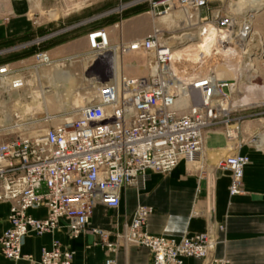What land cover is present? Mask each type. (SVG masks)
<instances>
[{
	"label": "built area",
	"instance_id": "1",
	"mask_svg": "<svg viewBox=\"0 0 264 264\" xmlns=\"http://www.w3.org/2000/svg\"><path fill=\"white\" fill-rule=\"evenodd\" d=\"M212 1L225 4L227 0ZM150 2L155 14L162 6L159 15L173 10L186 12L190 31L173 39L155 29L147 38H121L117 44H112L106 29L90 32L89 53L99 68L96 97L78 110L75 120H65L35 136L26 134L35 121L15 124L12 127L23 128L22 133L0 140V204H9V228L0 236V254L9 261H35L32 255L23 253L24 240L30 234H50L64 224L71 238H79L87 231L97 205L116 210L121 205L122 193L129 188L145 189L151 173L169 174L182 160L196 161L204 145L205 131L224 117L231 129L229 113L245 108L233 106L235 97L242 94L241 81L220 79L213 70L209 75L183 78L173 68L172 57L176 48L191 42L188 37L207 34L206 29L212 27L218 33L219 47L235 58L243 56L242 66L248 65L252 57L263 55L254 30L259 9L247 6L236 12L230 4L227 9L220 7L207 16L202 13L209 0ZM190 11L202 15L198 14L193 22ZM108 53L111 56L105 58ZM116 54L122 59L144 56L147 74L116 76L112 67ZM38 57L42 62H50L45 54ZM101 57L104 59L99 61ZM11 73L6 66H0V77ZM252 75L253 70H249L241 80L248 83ZM13 83L22 81L16 79ZM193 94L203 101L192 102L184 109L178 106L181 97ZM263 133L255 136L262 143ZM249 162L247 156L237 153L218 161L217 168L231 175V196L244 192L243 178ZM39 209H45L46 214L36 218L31 211ZM152 213L153 208L139 206L118 239L149 249L153 264H184L187 258L203 264H230L213 254L216 241L209 232L181 239L150 234L147 221ZM92 231L110 252L116 250L118 244L108 241L106 231ZM74 258V251L54 241L42 250L36 263L73 264ZM105 264H114V259L108 257Z\"/></svg>",
	"mask_w": 264,
	"mask_h": 264
},
{
	"label": "crops",
	"instance_id": "2",
	"mask_svg": "<svg viewBox=\"0 0 264 264\" xmlns=\"http://www.w3.org/2000/svg\"><path fill=\"white\" fill-rule=\"evenodd\" d=\"M31 13L26 0H0V57L4 56L0 64L15 69L30 56L13 53L17 45L43 30L33 21ZM109 26L106 23L83 29L73 37L57 41L48 53L54 57H83L90 50L88 33L102 28L109 30ZM255 29L264 39V12L256 17ZM110 34L113 39L114 33L110 31ZM259 43L264 47V40ZM260 63L264 80V55ZM146 74L147 71L135 72L136 76ZM263 126L258 120L242 126L240 137L248 142L240 150L226 134H210L198 155V165H189L190 161L182 160L169 174L151 173L145 189L129 188L122 193L118 209L97 205L87 231L79 238H71L64 224L50 234H30L24 240L23 253L32 255L35 261L13 262L0 254V264H37L42 250L54 241H60L65 248L75 252L73 264H105L108 257L114 259V264H153L149 249L118 239L139 206L153 208L147 221V231L152 235L181 239L186 235L209 232L216 241L213 252L216 257L227 258L231 264H264V143L258 144L257 139L252 141ZM235 153L246 155L250 162L244 172V193L232 197L229 194L231 175L219 170L217 163ZM8 214L9 204L1 203L0 236L9 228ZM31 214L36 218L43 217L46 210H33ZM95 228L109 234L108 241L118 244L116 250H108L101 237L93 233ZM184 264L203 262L187 258Z\"/></svg>",
	"mask_w": 264,
	"mask_h": 264
},
{
	"label": "rangeland",
	"instance_id": "3",
	"mask_svg": "<svg viewBox=\"0 0 264 264\" xmlns=\"http://www.w3.org/2000/svg\"><path fill=\"white\" fill-rule=\"evenodd\" d=\"M26 1H28L32 11L31 18L35 23L41 25L43 30L38 31L32 38L15 47L16 49H14L13 54H30L25 61L15 66V69L7 64H0V66H6L8 70L13 72L7 76L0 77V133L2 135L0 136V140L3 139L2 137L16 136L22 133L23 128L12 127L15 124L35 121V123L29 125L30 127L27 128L28 131L26 132L28 136H35L57 126L67 119L75 120L78 118V109L96 96L98 85L91 86L89 83V80L96 78L99 70L98 66L96 67V64L93 63L94 57L90 53L83 57L76 55L70 57H54L51 53H48V50L57 41L73 37L83 29L100 27L106 23L110 24L109 30H107L108 33L110 34V31H112L115 35L113 39L110 36L112 44H117L121 38L125 41L147 38L155 29L163 31L165 37L173 36L174 38H179L183 33L190 31L191 28L186 22V12L183 13V11L173 10L169 14L159 15L157 13L163 10L164 7L162 6L156 9L155 14V9L150 4V0ZM209 1L208 8L203 13L189 12V15L193 17V22L197 21L198 14L199 16L202 14L208 16L211 15V11L220 7L223 9L226 7L227 9L230 4L233 5L231 9H236V12L241 11L236 8V3L239 0H227L225 4H220L212 0ZM237 5L239 4L237 3ZM241 6L245 8V6H248V3H243L242 1ZM135 9L142 10L134 14L132 11ZM35 12L38 14L35 15ZM263 12L264 7L258 10L256 17ZM127 13L129 15L126 17L125 15ZM168 16L170 18H165ZM254 30L258 46H260L261 44L259 42L262 43L264 39L261 33H258L255 29V22ZM193 32L195 30H192ZM200 35H193L188 37V39L191 43H194L192 41L200 37ZM191 47L193 46H188V48L184 47L186 49L182 51L192 49ZM262 51L264 55V47H262ZM40 54H45L50 59V62H42L41 58L38 57ZM6 55H9V52ZM263 55H260V57H252L248 65H241V70H236L243 76L246 75L247 71L253 70V75L248 83L242 81L240 76L236 78L239 82L241 81L239 90L242 94L235 97L233 106H241L240 102L249 95L247 92L248 89H246L247 87L253 86L258 81H261L264 85L261 74L262 65L260 63ZM3 57L1 56L0 60ZM116 58L114 59V66H112L113 69L116 68V60L121 61L122 69L118 64V71L121 70L127 76L133 77L136 76L135 72L142 73L147 71L144 56H128L122 59L116 54ZM65 75L67 76L66 78ZM16 79H21L22 83L14 84L13 82ZM43 91L45 93L44 96ZM50 97L56 98L57 103L55 105L59 109L54 106V103L50 102L48 105L45 102ZM15 115H18L20 119L18 120ZM229 115L231 129H228L225 123L228 118H222L218 125L208 128L205 131L203 147L210 134L219 132L228 136V131L230 130L231 132L235 131L233 135L236 138L232 139L234 140L232 142L233 146L237 150H240L248 142V139L243 140L240 137L242 126L251 120H258L264 125V101L261 100L260 104L256 106H245V108L234 109ZM262 131H264V126L259 132ZM255 140L254 138L252 139V141ZM257 142L261 144L262 141L257 139ZM197 160L190 163L188 161V163L189 165H198ZM229 262L231 264L230 260Z\"/></svg>",
	"mask_w": 264,
	"mask_h": 264
},
{
	"label": "bare ground",
	"instance_id": "4",
	"mask_svg": "<svg viewBox=\"0 0 264 264\" xmlns=\"http://www.w3.org/2000/svg\"><path fill=\"white\" fill-rule=\"evenodd\" d=\"M242 1H243V3L244 2L248 3V7H252V9L261 10L264 7L263 0H239V1H237V3L239 5H237V3H236V8L238 10L243 9V7L241 6ZM245 7H247V6H245ZM165 18H170V16L165 17ZM171 19H173V18H171ZM206 31L208 33L207 34L205 33L203 35H200V37H197L194 41H192L194 43L190 42L185 46H182V47L175 49V52L173 53V57H172L173 68L176 71H178L181 74V76H183V78L187 77L188 75H192V76L209 75L210 72L213 70L214 72H216V76L220 79L237 78L239 76H240V79H242L243 75L239 74L237 71L241 70V65L243 62V56L238 55L239 53H237L238 57H236L237 58L236 59L233 53L231 54L230 51L228 52L226 49L224 50V49L220 48L219 47L220 39L218 38V33L215 31L214 28L210 27V28L206 29ZM173 39H176V38L173 37ZM188 46H193V47H191L192 49L182 51V50L186 49L184 47L188 48ZM107 55L108 56H104V57L109 58L111 56L110 53H108ZM104 57L99 58V61H102L104 59ZM113 62H114V60H113ZM118 64L120 67L122 66L121 61L116 60V62H115V67H116L115 68V75L118 77L121 74L126 75L125 73H122L121 70L118 71ZM121 69H122V67H121ZM66 77L67 76L65 75V78ZM98 80L99 79L95 78L93 80H89V83L91 86L92 85L97 86L98 82H99ZM246 89H248L247 92L249 95L246 96V98H244L240 102L241 106H256V105L260 104L261 100L264 101V85L262 84L261 81H258L256 84H254L251 87H247ZM44 95H45V93L43 91V96ZM94 97H96V96H94ZM201 98L202 97L199 96L198 94H193V95H191V97L183 96V97H181L180 101L178 102V106L184 109L187 106H189L190 103H192V102L194 104L201 102V100H202ZM45 102L48 105L50 104V102L54 103V106L59 109V107H57L55 105L57 103L55 97H50ZM29 109H28V111H29ZM71 120L72 119H70V121ZM234 133H235V131L231 132V136H230L231 139L236 138L233 135ZM258 140L262 141V139H260V138H258ZM202 150H203V147L201 149L200 154L202 153Z\"/></svg>",
	"mask_w": 264,
	"mask_h": 264
},
{
	"label": "trees",
	"instance_id": "5",
	"mask_svg": "<svg viewBox=\"0 0 264 264\" xmlns=\"http://www.w3.org/2000/svg\"><path fill=\"white\" fill-rule=\"evenodd\" d=\"M142 9H135L134 11H132V13L136 14L139 13ZM129 15V13H127L125 16L127 17Z\"/></svg>",
	"mask_w": 264,
	"mask_h": 264
}]
</instances>
